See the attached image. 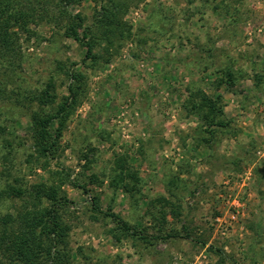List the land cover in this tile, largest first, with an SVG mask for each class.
Returning a JSON list of instances; mask_svg holds the SVG:
<instances>
[{
    "label": "rangeland",
    "instance_id": "1",
    "mask_svg": "<svg viewBox=\"0 0 264 264\" xmlns=\"http://www.w3.org/2000/svg\"><path fill=\"white\" fill-rule=\"evenodd\" d=\"M39 2L18 32L21 53L0 52V144L15 138L0 178L61 184L80 264H264V0ZM104 4L117 29L99 40L96 62H83L88 38L67 36L61 12L80 15L83 37ZM73 72L83 79L58 156L27 163V90L53 80L60 101ZM215 97L227 126L199 111ZM120 157L141 179L134 193L109 185ZM93 197L140 235L93 211ZM27 199L6 198L0 214H18Z\"/></svg>",
    "mask_w": 264,
    "mask_h": 264
},
{
    "label": "trees",
    "instance_id": "2",
    "mask_svg": "<svg viewBox=\"0 0 264 264\" xmlns=\"http://www.w3.org/2000/svg\"><path fill=\"white\" fill-rule=\"evenodd\" d=\"M39 4V0H0V52L14 55L21 53L18 32L30 30L29 25L43 11V7ZM102 8L103 12H97L94 25L85 29L83 37L79 34L76 22L80 19V15L61 12V15L67 19L63 25L67 36L80 42L88 38L83 62H86L87 58H91V62H96L100 57L96 53L99 40L110 42L111 28L117 29L110 25L113 21L112 12L109 13V8L105 4ZM71 77L73 81L68 86L69 94L63 96L60 101L53 80L47 81L41 87L27 90L25 100L33 106L29 111L32 144L25 156L27 163H39L43 160L45 167L49 165L51 159L58 156L62 148L61 137L76 103L83 74L73 72ZM227 80L230 84L234 82L232 73L228 74ZM1 85L3 81L0 78ZM199 104V111L207 109L206 118L209 119L210 126L229 125L227 121L220 118L224 111L219 106L218 97L204 98ZM209 132L214 135L212 127ZM14 139L11 137L0 144L2 147L0 164L4 171H9L6 166L12 161ZM124 162L123 157L117 161L118 168L121 169L120 174L111 177L109 185L115 189L124 188L126 192L134 193L139 189L141 179ZM1 176L3 177L2 172ZM92 176V181H95V174ZM127 177L132 178L133 181L130 182ZM59 179L62 182L65 180L61 176ZM67 180L70 181L69 178ZM74 185L85 189V183L79 185L78 181H75ZM26 197L29 199L25 200V207L18 214L9 212L0 214V264H80L74 261L71 255L69 243L71 226L64 219L65 208L71 200L68 199L61 184L48 185L41 181L33 184L31 189H26L21 185H14L7 178L5 180L0 178V205L6 198L24 199ZM91 205L93 211L102 212L105 216L111 217L118 223V228L124 232L140 235L138 231L134 233L132 226L120 215L111 211L103 212L98 206L97 197L91 199ZM111 232L117 239L121 238L115 230Z\"/></svg>",
    "mask_w": 264,
    "mask_h": 264
}]
</instances>
